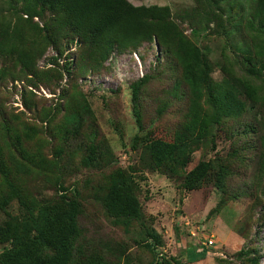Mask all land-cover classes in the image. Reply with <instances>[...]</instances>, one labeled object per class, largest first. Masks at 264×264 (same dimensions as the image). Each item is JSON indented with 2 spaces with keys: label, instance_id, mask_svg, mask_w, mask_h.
<instances>
[{
  "label": "rangeland",
  "instance_id": "rangeland-1",
  "mask_svg": "<svg viewBox=\"0 0 264 264\" xmlns=\"http://www.w3.org/2000/svg\"><path fill=\"white\" fill-rule=\"evenodd\" d=\"M127 1L133 5H167L172 15L189 12L198 6L195 0ZM252 3L253 0L222 1L220 25L210 22L197 33H192L186 22L174 18L184 35L212 64L209 75L213 82H219L228 74L251 87V92L243 95L245 105L235 119L251 124L255 132L235 136L230 133L231 126L224 122L216 128L215 134L214 130L211 133L213 139L210 134L190 138L187 141L189 163L173 175L161 170H146L138 159L143 141L154 137L175 140L185 105L179 98L160 93L168 85V73L172 69L162 60L154 41L143 42L134 51L112 53L94 74H73L69 78L62 72V65L65 60L74 61L77 52L74 41L63 45L57 65L47 64L46 60L55 53L44 48L41 56L34 58L39 69L37 76L27 80L22 79L20 67L11 55H0V70L5 72L0 78L1 108L14 122L35 127L36 136L29 143L33 150L46 158L50 156L51 147L61 152V172L58 171L61 184L69 194L76 188L82 194L77 216L80 236L74 242V260L69 264H88L91 258L113 264H153L155 259L163 264H175L171 256L181 264H264V196L260 193L264 177L257 181L263 150L258 121L262 116L264 85L249 73L250 69L259 70L264 63V37L248 25L247 15ZM13 4L0 0V22L12 25L17 21L19 15ZM228 15H231L229 21H223ZM34 21L36 18L30 20L29 25ZM145 73L154 75L155 79L146 83L143 91L141 121L144 128H140L132 115L129 83ZM63 87L71 95L63 103L75 102L76 108L67 124L70 132L64 138L58 134L57 127L66 116L58 113L48 125L35 113L24 110L20 93L24 89L37 109L47 110L61 102L60 89ZM253 96L259 100H253ZM156 98L166 101V106L153 115L157 101L153 99ZM49 127L55 136L46 135ZM75 127L77 129L73 130ZM1 131L0 128V135ZM136 134L140 140L132 142ZM232 144L243 146L234 157L236 160L227 155ZM94 146L96 153L89 156V162L82 160ZM208 158L230 161L231 173L225 178V184L230 190L236 185L244 186L248 194L230 198L210 183L196 189L182 187L185 172ZM122 171L131 174L134 180L141 203L142 224L135 219L124 224L113 220L101 201L95 198L103 195L101 192L113 173ZM30 182L27 186L33 193L34 207L26 209L16 198H11L0 207V225L7 223L16 229L25 228L30 230L31 236L35 232L31 218L35 216L36 205L52 201L57 188L54 189L52 180ZM34 220L37 221L36 216ZM146 229H152L156 236L151 239ZM208 239L212 240L210 244ZM7 244L0 238V250ZM239 248L246 249L245 253H236Z\"/></svg>",
  "mask_w": 264,
  "mask_h": 264
},
{
  "label": "trees",
  "instance_id": "trees-1",
  "mask_svg": "<svg viewBox=\"0 0 264 264\" xmlns=\"http://www.w3.org/2000/svg\"><path fill=\"white\" fill-rule=\"evenodd\" d=\"M195 1L198 3L195 9L172 15L167 5H133L127 0H9V3H14V9L17 7L19 16L12 25L0 22V55H11L20 67L22 79L27 80L37 76L39 69L35 66L34 58L41 56L44 48H50L55 53V56L46 60L47 64L57 65L56 60L63 52V45L67 46L74 41L77 45L74 61L65 58L62 65V72L69 78L73 74H94L103 67L112 53L127 49L134 51L141 43L149 44L154 41L162 60L172 69L168 73V85L160 93L179 98L185 101V105L175 131V140L166 141L154 137L143 141L138 159L146 170H161L162 173L173 175L189 163L187 141L190 138L211 135L213 130L215 134L216 128L224 122L231 126L230 133L235 136H248L255 132L251 124L236 120L245 105L243 95L251 92V87L228 74L223 75L219 82H213L209 75L213 70L212 64L189 41L174 20L178 17L179 21L186 22L192 33L207 28L210 22L214 25L218 22L219 26L220 3L229 0ZM230 17L231 15L226 16L223 21H229ZM33 18H36V22L29 25ZM247 19L248 25L264 37V0H253ZM249 71L264 85V63L259 70ZM3 73L5 74L3 69L0 70V78H3ZM10 78L12 81L16 80ZM154 79V75L145 73L129 83L132 115L140 128H144L141 121L143 91L146 83ZM66 89H60L61 102L47 110L37 109L31 98L26 96V91L22 89L20 92L24 110L35 113L47 124L58 113L66 116L57 127L58 134L63 135V138L70 132L67 125L71 120L69 118L76 113L73 106L75 102L70 105L63 103L68 101L70 95ZM255 99L259 100L257 96H253V100ZM154 101L153 115L166 106V101L157 98ZM262 105L258 126L262 130L260 144L263 150L257 181L264 177V102ZM0 126V207L11 198H16L26 209L34 207L33 193L27 186L30 181L41 180L47 183L52 180L54 189L55 186L57 188L52 201L39 202L36 205L37 221L34 220L35 216L31 218L35 230L31 236L30 230L25 228L16 229L6 222V226L0 225V238L8 242L0 250V264H69L74 260V242L80 236L77 216L82 194L77 188L69 191V194L62 186L58 177L61 152H55L51 147L50 156L46 158L29 146L30 140L36 136L37 130L34 126L14 122L1 105ZM70 126L73 128V125ZM76 129L75 127L73 130ZM52 132V127H49L46 135L55 136ZM210 137L213 139L214 135ZM136 140H140L137 134L132 142ZM242 149V145L232 144L227 155L235 159ZM95 150V146L89 148L86 153L88 155L82 160L89 162L88 158L96 153ZM97 153H100L99 149ZM231 165L230 161L223 158L202 159L185 172L181 185L186 189H196L210 183L230 198H236L241 193L247 195L246 187L236 185L230 190L225 184V178L231 173ZM101 193V197L95 198L101 201L110 218L123 224L135 219L142 224L141 203L137 198L131 174L127 171L113 173ZM260 193L264 196V187ZM146 232L151 239L156 236L152 229H146ZM245 251L246 249L239 248L236 253ZM171 259L175 264H181L173 256ZM88 260V264H113L100 258ZM253 260L256 263L257 260ZM153 264L163 262L155 259Z\"/></svg>",
  "mask_w": 264,
  "mask_h": 264
},
{
  "label": "built area",
  "instance_id": "built-area-1",
  "mask_svg": "<svg viewBox=\"0 0 264 264\" xmlns=\"http://www.w3.org/2000/svg\"><path fill=\"white\" fill-rule=\"evenodd\" d=\"M211 241H212V240H209V239H208L207 243H209V244H210V243H211Z\"/></svg>",
  "mask_w": 264,
  "mask_h": 264
}]
</instances>
